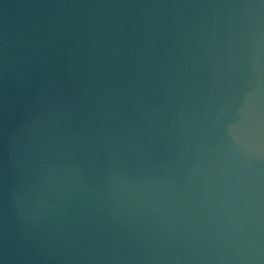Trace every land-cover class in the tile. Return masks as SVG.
I'll use <instances>...</instances> for the list:
<instances>
[{"label":"water","instance_id":"95a60500","mask_svg":"<svg viewBox=\"0 0 264 264\" xmlns=\"http://www.w3.org/2000/svg\"><path fill=\"white\" fill-rule=\"evenodd\" d=\"M0 264H264V0H0Z\"/></svg>","mask_w":264,"mask_h":264}]
</instances>
